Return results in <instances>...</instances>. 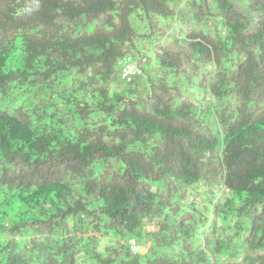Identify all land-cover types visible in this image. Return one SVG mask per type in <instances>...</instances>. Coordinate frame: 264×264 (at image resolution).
<instances>
[{
  "label": "trees",
  "instance_id": "trees-1",
  "mask_svg": "<svg viewBox=\"0 0 264 264\" xmlns=\"http://www.w3.org/2000/svg\"><path fill=\"white\" fill-rule=\"evenodd\" d=\"M0 264H264V0H0Z\"/></svg>",
  "mask_w": 264,
  "mask_h": 264
},
{
  "label": "built area",
  "instance_id": "built-area-1",
  "mask_svg": "<svg viewBox=\"0 0 264 264\" xmlns=\"http://www.w3.org/2000/svg\"><path fill=\"white\" fill-rule=\"evenodd\" d=\"M135 73L140 74L141 69L138 66H136L134 63H128V64L125 63L123 67V71H122L123 77L126 78L127 80H130L131 75ZM129 243H130L132 250L134 251L142 250V247L140 245L133 244L134 242H132V240H130Z\"/></svg>",
  "mask_w": 264,
  "mask_h": 264
},
{
  "label": "clouds",
  "instance_id": "clouds-1",
  "mask_svg": "<svg viewBox=\"0 0 264 264\" xmlns=\"http://www.w3.org/2000/svg\"><path fill=\"white\" fill-rule=\"evenodd\" d=\"M142 247V246H141ZM139 253H144L145 252V248L142 247V250L141 251H138Z\"/></svg>",
  "mask_w": 264,
  "mask_h": 264
}]
</instances>
